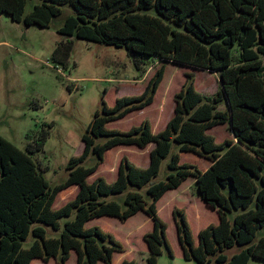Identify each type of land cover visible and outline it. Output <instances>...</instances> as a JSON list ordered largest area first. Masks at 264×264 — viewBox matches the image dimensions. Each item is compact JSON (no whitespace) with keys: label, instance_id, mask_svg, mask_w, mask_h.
I'll list each match as a JSON object with an SVG mask.
<instances>
[{"label":"trees","instance_id":"16d2710c","mask_svg":"<svg viewBox=\"0 0 264 264\" xmlns=\"http://www.w3.org/2000/svg\"><path fill=\"white\" fill-rule=\"evenodd\" d=\"M25 4L0 0V14L25 26L48 28L63 6L71 9L51 55L65 70L73 37L125 49L138 72H144L149 60L160 66L139 95L118 97L112 106L101 97L82 135V153L68 159L62 183L51 186L31 158L49 134L44 126L34 140L26 134L30 140L25 151L0 137V264H30L35 258L65 264L70 251L76 253V264H111L113 253L123 251L122 244L86 222L101 216L125 221L139 211L152 221V230L143 235L146 264H157L163 250L172 258L167 225L156 202L188 177L195 178L197 196L219 220L200 229L195 244L185 211L173 208L183 259L215 264L264 261V236L254 240L264 228V0H39L24 14ZM167 63L191 71L184 73L185 82L173 95L174 113L165 128L153 133L148 119L125 131L108 128L107 122L152 103ZM193 69L215 72L217 91L206 95L196 90ZM220 124L228 126L232 138L216 142L207 133ZM150 143L154 147L147 167L122 157L115 180L98 176L88 182L106 150ZM173 144L176 151L171 153ZM180 152L194 153L210 165L201 171L180 163ZM89 155L95 161L84 166ZM167 157L168 174L157 181ZM70 185L78 186L75 197L53 208L57 193ZM28 236L32 241L24 247ZM234 246L241 249L228 257L225 250Z\"/></svg>","mask_w":264,"mask_h":264},{"label":"rangeland","instance_id":"374dc122","mask_svg":"<svg viewBox=\"0 0 264 264\" xmlns=\"http://www.w3.org/2000/svg\"><path fill=\"white\" fill-rule=\"evenodd\" d=\"M37 3L39 0H26L24 14L31 11ZM68 14H71V9L63 6L61 14L50 21L48 28L25 26L12 21L5 13L0 14V137L25 151L29 140L37 138L44 126L49 134L42 150L32 154L31 158L38 164L51 186L64 182L68 159L82 153V135L93 113L99 108L101 97L103 96L108 106H112L118 97L139 95L142 92L141 87L146 83L140 79L147 75L149 80L160 66L157 61L149 60L144 72H138L132 57L125 49L74 37L68 68L65 70L55 65L51 55L60 40L57 31ZM165 67L167 75L173 68H180L181 73L183 69L184 73L191 69L174 63H167ZM193 72L198 91L206 95L217 91L219 81L216 74L198 69H193ZM162 88L159 89L156 99H159ZM145 116L144 112L134 111L120 120L110 122L107 127L125 131L138 125ZM49 124L52 125L49 127ZM27 133L31 135L30 139L26 138ZM208 133L214 136L216 142L231 137L226 124L216 125ZM175 151L176 146L173 144L171 153ZM94 161L95 157L89 155L84 166H90ZM168 161L169 157L162 161L157 181L165 180ZM181 162H196L202 167L206 161L197 159L192 154H185ZM98 166L89 179L102 176L111 182V176L106 173L108 170L104 166ZM74 191L70 188L58 192L56 202L69 201L74 197ZM183 207L193 239L197 242L198 230L215 222L213 213L201 204L186 203ZM162 209L160 207L162 213L159 216L167 225V239L174 256L168 257L163 250L157 264H215L183 259L170 207L163 211ZM234 214L233 212L229 215L230 220ZM143 218V214L139 213L125 224L115 218L99 219L104 231L111 233L123 244L125 253L134 258L135 264H146L147 252L141 253L140 250L145 249L142 234L150 229V224H140ZM130 228L134 231H129ZM263 236L264 228L257 231L254 240ZM31 241L32 236H28L24 247H28ZM240 249L241 247L234 246L225 250V254L229 257ZM70 262L74 263V256ZM50 263L57 264L55 260ZM247 264H264V261L250 258Z\"/></svg>","mask_w":264,"mask_h":264},{"label":"crops","instance_id":"0c3cea01","mask_svg":"<svg viewBox=\"0 0 264 264\" xmlns=\"http://www.w3.org/2000/svg\"><path fill=\"white\" fill-rule=\"evenodd\" d=\"M179 70H180V68H179ZM179 70H177V68H173V69H171V71L167 75V68L165 67L163 79H162V81L160 82V84H159V86L157 88V91H156V93L154 95L152 103L147 105L146 107L140 109V110H134L135 112H144V113H146L145 118L150 121L151 129H152L153 133H157V132L161 131L162 129H164L166 124H167V122L169 121V119L173 116L174 106H175V103L173 101V95L180 90V88L182 87V85L185 82L184 69L181 70L182 73L179 72ZM210 74H216V73L215 72H210ZM181 75H182V77H181ZM140 80L145 81L147 83V80H148L147 79V75H144ZM146 83H145V85H146ZM145 85L143 87H141V91H143ZM162 86H163V88H162ZM194 86H195V88L197 90L198 87L195 84V80H194ZM160 88H162V93H161L159 99H156L157 93H158ZM134 111L128 112L124 117L128 116L130 113H133ZM124 117H122V118H124ZM122 118H120V119H122ZM120 119H117V120H120ZM144 119H142L141 121H143ZM113 121H116V120H113ZM141 121H140V123H141ZM110 122H112V121H110ZM110 122H107L106 126L109 125ZM210 129L207 130V133L209 132ZM230 135H231V133H230ZM230 138H232V135H231ZM153 147H154L153 143H150V144L146 145L144 148H139V147H137L135 145H117V146H114V147L106 150V152L104 153V156H103V160H102V162L99 165H100V167L104 166L103 168L108 170L106 173L109 176H111L110 179L113 181V180H115V178L117 176V169H118V166H119V163H120V160H121L122 157H126L129 161H131L133 164H135L138 167L145 168V167H147L149 165V152H150V150ZM185 154H192L197 159H203L206 162H205V164L202 167H199L198 164H196V162L195 163H192V162H181L182 158H183V156ZM179 157H180V163H189V164L196 165L201 171L206 170L209 167V165H210V161L209 160H207V159H205L203 157H200V156H198V155H196L194 153H191V152H180L179 153ZM90 176H88V178H87L88 182H91L96 177H98V176H96L95 178L90 180L89 179ZM108 181H110V180H108ZM194 183H195V178L188 177L177 188L167 190L158 199V201L156 202L158 215L162 213L160 211V207H163L162 211L164 210V208L170 207L171 215H172L173 208L177 207V208L184 209V207H183L184 204H186V203H188V204L196 203V204H201L204 207H206L208 210H210V212L213 213V217L215 219V222L212 223V224H217L219 219H218V215H217L216 211L213 208H211L210 206H208L205 202H203L197 196V194H196V192L194 190ZM70 188H73L75 190L74 194H73L74 197H75V195H76V193L78 191V186L77 185H70L69 187H67V188H65V189H63V190H61L59 192L61 193L64 190L70 189ZM56 198L57 197H55L53 205H52V207L55 208V209L59 208L60 206H62L63 204H65L67 202V201L66 202L65 201L61 202L60 201L58 203V202H56ZM139 213L143 214V217H144L141 220L140 224H145L146 222L149 223L150 224V229L147 232H150L152 230V221L142 211H139V212L133 214L132 216L128 217L125 221H120L118 218H115V217L101 216V217H97V218H94V219H91V220L87 221L85 225L87 227L98 226L104 231L103 226L99 222L100 218H102V217L115 218V219L119 220V222L125 224L129 220H131L132 218L136 217L137 214H139ZM172 218H173V215H172ZM173 222H174V220H173ZM175 228H176V226H175ZM200 229H202V228H200ZM131 230H132V228L129 229V231H131ZM199 230H198V232H199ZM132 231H134V230H132ZM147 232H145V233H147ZM145 233L142 234V240H143V235ZM166 236H167V234H166ZM143 242H144V240H143ZM194 243L195 244L198 243V238H197V242L194 241ZM122 246H123V244H122ZM179 247H180V245H179ZM123 248H124V246H123ZM125 251H126V249L124 248L122 252H114L113 256H112V263L111 264H120L123 260H133L134 261V258H131V256L128 255L127 253H125ZM180 251H181V255H182L181 248H180ZM140 252L141 253L148 252L146 244H145V249H141ZM116 255L118 256L117 259L115 258ZM72 256H74V263L73 264H76V253L74 251H70L69 258H68V260L66 261L65 264H72L70 262L71 259H72ZM182 257H183V255H182ZM51 260H54V259L51 258L48 262H43L42 260L35 258V259H32L30 261V264H51L50 263ZM100 263H102V262H98V264H100Z\"/></svg>","mask_w":264,"mask_h":264}]
</instances>
